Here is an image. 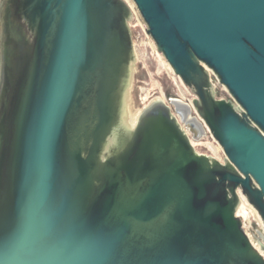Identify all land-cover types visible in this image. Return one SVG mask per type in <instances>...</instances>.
<instances>
[{
    "label": "water",
    "instance_id": "95a60500",
    "mask_svg": "<svg viewBox=\"0 0 264 264\" xmlns=\"http://www.w3.org/2000/svg\"><path fill=\"white\" fill-rule=\"evenodd\" d=\"M13 1L16 77L0 0V264H264L240 201L264 225V0H133L195 111L166 78L165 101L138 100L143 39L124 0ZM205 127L224 163L192 146Z\"/></svg>",
    "mask_w": 264,
    "mask_h": 264
},
{
    "label": "rangeland",
    "instance_id": "374dc122",
    "mask_svg": "<svg viewBox=\"0 0 264 264\" xmlns=\"http://www.w3.org/2000/svg\"><path fill=\"white\" fill-rule=\"evenodd\" d=\"M124 1L127 3V5L129 6L131 12L134 15L133 19L130 22L127 21L128 27L132 28L133 30L140 31L141 35H142V39H143V40L139 41V44H137L135 42L133 37L131 38V41H132V47H133L134 55H135L136 59L138 61H140L141 67L144 69L146 77L148 79V86H147V89H146V95H149L150 91L157 90L159 92V95H160L161 99L164 100L165 98H164V95H163V92H162V89H161V85L164 84V80L166 78L167 81L170 82L171 84H173L174 87L177 89V91L179 93L178 96L181 99L185 98L186 101L188 102V104L190 106H192L193 110L195 111V109L193 107V104H192V101L189 98V96L196 97L195 94L191 93L188 90V88L182 82L180 77L177 74L174 73L173 69L170 67V65L168 64V62L166 61L165 58H164L165 59V63H164L162 57L160 56V54H159V52L157 50V47H156L154 41L152 40L151 37L148 38V33L146 32V30L144 29L143 24L141 23L140 19L138 18L141 15H140L135 3L133 2V0H124ZM142 20H143V18H142ZM207 70H208L209 76H211V75L213 76V77H211V79L214 82V84L218 87V89L220 91H223L225 93L226 97L231 98L233 100V102L237 105V103L234 101L233 97L228 92V90L225 87V85H223L219 81V79L217 78L215 73H213V71L211 69L207 68ZM174 74L176 75V78L173 76ZM217 83H219L221 86H219ZM214 96L216 98L223 97L222 95H220V96L214 95ZM150 97H151V94L144 100L140 99V98H138V100L140 102H145ZM223 99L226 100L225 97H223ZM177 120L180 123V126H182V128H184V125H182L181 122L179 121V117H177ZM186 131H188V130H186ZM188 136L190 138V135H188ZM209 137L211 138V140L208 139V140L196 141V142H201L199 147H201L202 152L210 153L218 161H220L221 163H224L223 156L225 158H226V156H225L221 146L210 135H209ZM201 139H203V137H201ZM190 142H191V139H190ZM246 203L247 202H244L243 206L248 211V213L250 214V216L252 217V219L256 223L257 227L261 230V233L264 236V228H263V226L261 225V223L259 221V219L261 220L260 216H258V213L256 212L255 209H253L252 206H250L248 203L247 204ZM248 205L253 209L252 211H251V209H250V207ZM245 217H246L247 225L251 229V225L249 224V215L247 213H245ZM252 231H253V233H256L254 229H252ZM248 234L250 235V237L252 239L251 233L248 232ZM252 242H253V239H252ZM254 245L259 250V244L258 243H254ZM260 252H261V250H260ZM261 254L264 255V252H261Z\"/></svg>",
    "mask_w": 264,
    "mask_h": 264
},
{
    "label": "flooded vegetation",
    "instance_id": "af4514ba",
    "mask_svg": "<svg viewBox=\"0 0 264 264\" xmlns=\"http://www.w3.org/2000/svg\"><path fill=\"white\" fill-rule=\"evenodd\" d=\"M9 1V2H8ZM5 9L1 11V14H9L8 15V21L9 24L6 23L2 19L1 24H2V39L4 37H9L10 41L5 44L2 47V50H8L9 52H13V57H12V68H15V77L19 75V69L18 65L20 64V61L18 60V54H19V47H20V38H19V31L23 29L22 26V21L19 20L15 15V4L13 0H5L4 2ZM7 8V9H6ZM2 18V17H1ZM3 42V40H2ZM17 57V59H16ZM195 114L194 112H192Z\"/></svg>",
    "mask_w": 264,
    "mask_h": 264
},
{
    "label": "built area",
    "instance_id": "2783aa9c",
    "mask_svg": "<svg viewBox=\"0 0 264 264\" xmlns=\"http://www.w3.org/2000/svg\"><path fill=\"white\" fill-rule=\"evenodd\" d=\"M205 132L206 133H208L213 139H214V137L212 136V134L210 133V131L208 130V128L207 127H205ZM186 134L187 135H190V133H189V131H186ZM189 137V136H188ZM190 139V138H189ZM191 144H192V146H200V144H201V142H192V140H191ZM259 221H260V223H261V225L263 226V228H264V225H263V223H262V220H260L259 219ZM244 231H245V233L247 234V236H248V238H249V240H250V242L252 243V245L257 249V247L253 244V242H252V239H251V237H250V235L248 234V232L246 231V229H244ZM258 250V249H257ZM259 251V250H258ZM260 252V251H259ZM261 253V252H260Z\"/></svg>",
    "mask_w": 264,
    "mask_h": 264
},
{
    "label": "bare ground",
    "instance_id": "6f19581e",
    "mask_svg": "<svg viewBox=\"0 0 264 264\" xmlns=\"http://www.w3.org/2000/svg\"><path fill=\"white\" fill-rule=\"evenodd\" d=\"M240 199H241L240 201H241L242 205H244V202H247V203H248V201L246 200V198H245L243 195H240ZM247 203H246V204H247ZM248 204H249V203H248ZM249 205H250V204H249ZM249 205H248V206H249ZM250 206H251V205H250ZM250 206H249V207H250ZM250 209H251V211H252L254 208L252 209V208L250 207ZM258 216H259V215H258ZM259 251H260V250H259ZM263 256H264V255H263Z\"/></svg>",
    "mask_w": 264,
    "mask_h": 264
}]
</instances>
